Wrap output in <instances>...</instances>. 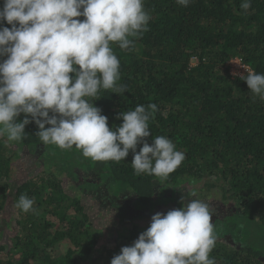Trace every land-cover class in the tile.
Segmentation results:
<instances>
[{"label": "trees", "instance_id": "1", "mask_svg": "<svg viewBox=\"0 0 264 264\" xmlns=\"http://www.w3.org/2000/svg\"><path fill=\"white\" fill-rule=\"evenodd\" d=\"M241 3L191 0L185 7L176 0H144L151 16L149 30L134 38L129 49L111 44L120 61L117 85L125 91L119 95L100 89L96 97L87 98L102 109L110 128L122 124L119 113L155 103L148 142L165 136L186 157L167 178L137 175L131 151L120 162L84 156L79 160L82 151L73 146L68 150L72 156L67 152L60 159L69 169L76 162L94 179L79 180L78 175L76 196L67 194L49 171L38 169L34 175L17 176L12 198V171L20 160L16 147L42 148L51 157L47 148L54 145L42 143L35 122L25 127L19 141L0 137V264H111L121 248L132 245L146 229L134 224L101 242L80 198L83 192L97 196L106 183L112 197L131 196L132 213L151 219L166 214L184 187L200 195L195 186L204 180L211 181L205 182L210 189L220 188L222 200L233 205L222 227L226 234L216 235L210 258L216 264H264V250L248 231L259 227L264 238V100L254 97L227 67L238 58L264 74V0H251L246 14ZM23 118L21 114L19 120ZM21 195L34 200L35 212L13 210ZM5 218L16 220L14 228L7 226L8 233L15 234L12 241L5 236Z\"/></svg>", "mask_w": 264, "mask_h": 264}, {"label": "clouds", "instance_id": "2", "mask_svg": "<svg viewBox=\"0 0 264 264\" xmlns=\"http://www.w3.org/2000/svg\"><path fill=\"white\" fill-rule=\"evenodd\" d=\"M190 2L176 0L185 7ZM250 7L251 0H242L245 14ZM150 19L144 0H3L0 137L19 141L35 122L45 145L75 146L95 161L120 162L131 151L137 175L167 178L186 157L165 136L148 142L155 103L119 113L122 124L110 128L102 109L87 99L100 89L125 91L117 85L120 61L111 44L129 49L134 38L149 30ZM245 69L240 79L264 100V74ZM181 203V208L154 214L150 226L132 245L123 246L111 264H216L209 256L217 240L209 205L199 199L184 203L183 197ZM15 207L35 212L34 200L26 195Z\"/></svg>", "mask_w": 264, "mask_h": 264}, {"label": "rangeland", "instance_id": "3", "mask_svg": "<svg viewBox=\"0 0 264 264\" xmlns=\"http://www.w3.org/2000/svg\"><path fill=\"white\" fill-rule=\"evenodd\" d=\"M47 149L51 152V157L48 152L44 151L42 148L28 150L27 148L16 147V153L18 154L20 160L17 162V166H15L12 171L14 174L12 175L13 178L10 181L11 192L8 193L10 197L13 198L14 193L18 188L16 182L17 176H24L28 173L34 175L35 171L38 169H45L49 171L52 176H56V178L60 181L62 188L70 196H76L78 193V182L75 181L77 180L76 177L78 175L80 176H78L79 180L85 177L88 178L85 181L94 180L91 176H89V174L82 173V170H80L76 162L73 161L75 164L73 165V168L69 169L65 162H63V159H60L62 155L67 154V152L68 157L72 156L69 151L74 149H61L56 145L53 147H48ZM45 155H47V159ZM82 156L83 155L79 153V160L82 159ZM41 162H44V164L41 165ZM79 164L84 166L85 163L82 161ZM43 166H45V168H42ZM205 182L210 183L211 181L204 180L195 186L196 189L201 191V194L199 191H197L200 195L188 190L187 187H184L178 191V195L176 194L175 198H173L174 200L171 202L174 203V205L171 206L170 210L181 208L183 206L181 203L182 197L184 203H187L193 199H199L202 202L207 203L209 205L210 211L213 213V224L215 229H217L216 235L223 233L225 236L226 233L222 230V227L226 226L225 223H227V218L233 213V205L232 203L224 202L222 200L220 188L210 189L207 187ZM86 188L89 187L87 186ZM107 188V184L104 183L102 186H100L97 196L94 195V191L87 193L83 192L80 196L82 203L86 207V212L90 216V220L94 225L95 234L100 233L101 235L99 239L101 242L113 240L116 235L124 232L126 229H128V227H131L134 224L145 229L150 226L151 219L140 217V215L136 216L134 212L132 213L129 206L131 200V196L129 194H121L117 197H112L110 191ZM170 191L171 190H169L167 193L169 196H171ZM195 195L198 197H195ZM107 200H112L113 204L117 205V207H112V205H110ZM15 205L13 206L14 211L16 210ZM15 221L16 220H9L5 218L2 223L3 226L5 225V231L7 233L5 236L9 241L13 240L15 234H13L11 231L8 233L7 226L11 225L14 228ZM248 231L250 232V238L255 240L254 242H258L257 245H259L260 248L264 250V238H262L263 236L261 233L262 229L256 227L255 229H248Z\"/></svg>", "mask_w": 264, "mask_h": 264}, {"label": "built area", "instance_id": "4", "mask_svg": "<svg viewBox=\"0 0 264 264\" xmlns=\"http://www.w3.org/2000/svg\"><path fill=\"white\" fill-rule=\"evenodd\" d=\"M227 67L229 69V72H230V75L233 77V78H237L240 76H243V75H247V71L245 68L250 69V67L246 66L241 59H234L232 61H230L228 64H227ZM234 73H236L237 75H234Z\"/></svg>", "mask_w": 264, "mask_h": 264}]
</instances>
